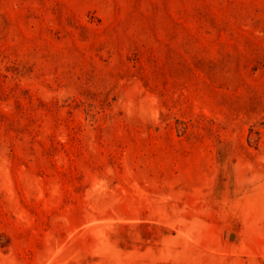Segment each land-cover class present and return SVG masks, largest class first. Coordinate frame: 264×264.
<instances>
[{"label":"rangeland","instance_id":"374dc122","mask_svg":"<svg viewBox=\"0 0 264 264\" xmlns=\"http://www.w3.org/2000/svg\"><path fill=\"white\" fill-rule=\"evenodd\" d=\"M0 264H264V0H0Z\"/></svg>","mask_w":264,"mask_h":264}]
</instances>
